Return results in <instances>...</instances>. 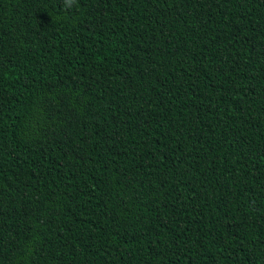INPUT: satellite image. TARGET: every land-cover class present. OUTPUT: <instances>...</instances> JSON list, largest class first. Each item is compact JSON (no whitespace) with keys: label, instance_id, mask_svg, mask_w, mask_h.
<instances>
[{"label":"trees","instance_id":"16d2710c","mask_svg":"<svg viewBox=\"0 0 264 264\" xmlns=\"http://www.w3.org/2000/svg\"><path fill=\"white\" fill-rule=\"evenodd\" d=\"M0 264H264V0H0Z\"/></svg>","mask_w":264,"mask_h":264},{"label":"clouds","instance_id":"9594fccd","mask_svg":"<svg viewBox=\"0 0 264 264\" xmlns=\"http://www.w3.org/2000/svg\"><path fill=\"white\" fill-rule=\"evenodd\" d=\"M80 0H61V6L63 11H73L79 7Z\"/></svg>","mask_w":264,"mask_h":264}]
</instances>
